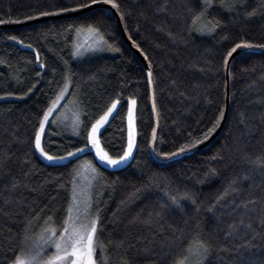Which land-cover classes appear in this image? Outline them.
I'll return each instance as SVG.
<instances>
[{"label":"trees","instance_id":"1","mask_svg":"<svg viewBox=\"0 0 264 264\" xmlns=\"http://www.w3.org/2000/svg\"><path fill=\"white\" fill-rule=\"evenodd\" d=\"M83 2L0 0V25L46 17L41 12L68 13L56 14ZM117 2L127 38L149 64L158 115L154 151L164 158L160 153L202 139L217 122L224 107L227 52L241 41L264 44V0H210L208 6L201 0ZM92 15L88 10L0 29V264L20 254L26 226L34 238L51 216L59 230L83 162L101 174L90 194L92 214L98 207L100 215L96 264H177L189 244L195 250L196 240L211 245L203 264H264V54L233 59L221 134L205 148L160 166L148 151L153 118L145 67L114 18L105 19L109 43L119 51L72 55L78 35L67 29ZM212 24L219 26L208 31ZM66 74L64 101L79 111L77 131L83 124L90 128L119 100V114L98 133L101 147L114 157L127 143L128 103L137 101L136 147L126 164L104 166L92 150L57 164L38 156V121ZM55 117L45 127L44 150L63 156L84 147L83 135L57 126Z\"/></svg>","mask_w":264,"mask_h":264},{"label":"snow or ice","instance_id":"2","mask_svg":"<svg viewBox=\"0 0 264 264\" xmlns=\"http://www.w3.org/2000/svg\"><path fill=\"white\" fill-rule=\"evenodd\" d=\"M205 2L207 3V0H205ZM93 5L99 7L93 10ZM105 5H111V8H105ZM232 6H234V2ZM80 9L92 11V17L89 18L85 24L70 25L67 31L74 32L77 35L85 31L90 34L95 41V48H93V51H103L105 48L112 51H119L118 48H113L111 43H109L111 37L105 19L112 9L117 11L120 10V5L117 0H86V2L78 4L74 9L68 7L59 8L56 14L78 11ZM50 14L51 13L48 12L39 13L40 16H47ZM204 15V11L198 13L193 23L195 24V21L201 19ZM248 15H252V13H248ZM32 18L31 16L27 17V19ZM120 19H124L123 13H121ZM0 23H4V20L0 19ZM209 23H211V21H209ZM218 26V24H212V27L208 28V31H214ZM11 39L15 40L16 38L11 37ZM29 47L31 46L29 45ZM81 47L82 45L75 46V50L72 53L74 57L83 55L80 51ZM253 48L264 49V44L254 45L246 41L235 44V46L227 52L225 63H227L228 57H232L233 53L237 52V49L250 50ZM41 68H43V65H41ZM151 75V71H149V84L152 83ZM64 80V86L60 89L59 93L55 94V98L50 100L49 106L46 110L42 111V116L38 121V129L35 132V149L39 150L41 157L47 159L51 163L65 159L71 161L73 158L79 159L80 154L94 149L95 158H98L99 163L112 168H119L121 164H126L130 158H134L133 150L136 147L134 110L137 103L135 99L130 100L127 110L128 136L122 155L115 157L110 155L108 151L101 147V141L98 138V133H101V129L104 128L105 125L110 124V117L115 119L116 115L119 114L117 110L119 100H114L110 106L107 107V110L104 111L94 123L90 124V128L88 124H83L81 130L75 133L77 136L83 135L84 147L75 148L74 151H68L65 156L49 155V153L44 150L41 145V138L45 135V126L46 124L54 122L50 121L49 118L54 112L58 111L57 106L59 102L65 98V93L68 91V84L70 82V74H66ZM29 91H31V89H29ZM154 107L153 105V108ZM222 119L223 112L220 113L217 122L213 123L212 127L208 128L207 132L203 134V140L209 138V135L218 126L219 120ZM153 139L155 140V129L153 130ZM202 139L200 137L190 138L188 142L180 146L176 151L160 153V155L172 158L184 154L199 145ZM89 165L91 166V162H89ZM91 171L95 174L92 178L98 181L101 178V174L98 173L94 166H91ZM78 175H80L79 169H77L75 173V176ZM75 176L72 179V192L69 206L66 209V215L59 230L54 226V221L51 216L47 218L45 226L35 239L28 233L26 226L23 247L21 248L20 254L16 255L10 264H96L94 253L96 251V236L100 225L99 208L97 207L96 215L93 216V200L90 196L81 199L84 192L83 190L80 192L77 191ZM235 182L234 180L233 183ZM233 191H235V189H233ZM225 194H227V189L225 190ZM168 199L171 200L173 204L179 203L176 196H168ZM192 202L195 204L194 199ZM157 215H159V213H157ZM195 245V250L192 244L187 246L185 250L186 254L179 259L177 264H191L190 257L199 258L194 261V264H203V260L206 259L207 254L210 253L211 245L203 240H196ZM49 248H54L55 250L51 255H48Z\"/></svg>","mask_w":264,"mask_h":264},{"label":"water","instance_id":"3","mask_svg":"<svg viewBox=\"0 0 264 264\" xmlns=\"http://www.w3.org/2000/svg\"><path fill=\"white\" fill-rule=\"evenodd\" d=\"M98 7L99 6H97V5H93L92 9H95ZM104 7L105 8H111V5H105ZM86 11H88V9H80L78 11H72V12H68V13H64V14H60V15L46 16V17H42V18H38V19H31V20H27L25 22L17 23V24H2V25H0V29L8 28V27L22 26V25H26V24L35 23L37 21H42V20H52V19H59L62 17H70L73 15L81 14V13L86 12ZM108 14L111 15L114 18V20L116 21L117 26H118L120 33H121L122 37L124 38L125 42L130 46V48L136 53V55L142 61L143 65L145 67V71H146V75H147V82H148L149 81L148 73L150 71L148 62L142 56V54L139 52V50L133 45V43L127 38L125 31L123 29V26H122L121 19L117 13V10L112 9V11L109 12ZM248 53H263L264 54V50L258 49V48H253L250 50L237 49V52L233 53L232 57L227 58V63H225V65H224L225 94H224V107H223V111H222L223 112V119L219 121L218 126L209 135V138L207 140H203L194 149L189 150L184 154L177 155L176 157H172V158L164 157V158H162V157L157 156L155 151H154V143L156 140V133H157V129H158V115H157L156 107L153 108V105L155 106L153 84L152 83L149 84V82H148L150 112H151L152 118H153V130L155 129V140L153 139V130H152L150 142H149V147H148L149 156H150L152 161H154L155 163H157L160 166H164V165H166V164H168V163H170L176 159H180V158L189 156L190 154L195 153V152L205 148L206 146H208L211 142H213L221 134L222 129H223L224 124H225L226 119H227V114H228V109H229V89H230V67H231V63H232L233 59L236 58L237 56L245 55ZM151 81H152V77H151Z\"/></svg>","mask_w":264,"mask_h":264},{"label":"rangeland","instance_id":"4","mask_svg":"<svg viewBox=\"0 0 264 264\" xmlns=\"http://www.w3.org/2000/svg\"><path fill=\"white\" fill-rule=\"evenodd\" d=\"M201 1L203 2V4L206 3L205 0H201ZM223 1H225V0H223ZM231 1L232 0H228V2H231ZM209 2H210V0H207V3H206L207 6H208ZM76 45H82L80 51L83 54L98 51V50L93 51V48H95V41L92 38V36L90 34H88L86 31L82 34H79L77 36V39H75V43H73L74 50H75ZM66 96H67V92L65 93V98L63 100H61L57 106L58 107V111H56L57 113L54 112L56 114L55 124L57 126L68 127L69 130L76 133L78 126H79V122H80V114H79L77 107L73 106V104H75V103H73L71 101H66V102L64 101L66 99ZM129 103H130V101H129ZM129 103H128V106H129ZM55 114H53V115H55ZM52 116H50L49 119H51ZM127 136H128V122H127ZM35 150H36V153L38 154V156L43 161H45L47 163H51L47 159L41 157L39 150H37V149H35ZM92 151L95 153L94 149ZM63 156H65V155H63ZM66 161H68V159H65L62 161L58 160L55 163H51V164L63 163ZM104 166H107V165H104ZM107 167H109V166H107ZM110 168H112V167H110ZM78 169L80 170V175L75 176V180H76V184H77V191L80 192L81 190H83L84 195L81 197V199H84L85 197H88L91 194V189H92L93 183H94V179L92 177L95 174L91 171V167H90V165H88L87 162L81 163L79 165ZM41 230H40V232H41ZM36 237H34L33 239H35ZM54 251H55L54 248H49L48 249V255H51ZM196 259H199V258L198 257H191V259H190L191 264H194V261Z\"/></svg>","mask_w":264,"mask_h":264}]
</instances>
